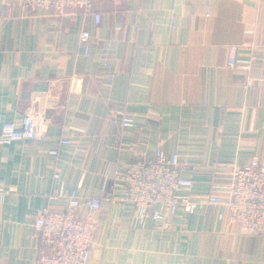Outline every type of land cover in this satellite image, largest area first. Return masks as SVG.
<instances>
[{
    "label": "crops",
    "instance_id": "crops-1",
    "mask_svg": "<svg viewBox=\"0 0 264 264\" xmlns=\"http://www.w3.org/2000/svg\"><path fill=\"white\" fill-rule=\"evenodd\" d=\"M92 4L88 14L28 13L0 0V127H20L28 112L46 119L41 139L0 146V264H35L34 220L66 209L71 191L100 200L88 264H264V226L249 235L225 206L203 204L227 198L214 186L233 168L256 157L264 169V0ZM226 47L249 72L223 67ZM158 146L191 169L179 195L200 205L141 221L119 200L120 176Z\"/></svg>",
    "mask_w": 264,
    "mask_h": 264
},
{
    "label": "built area",
    "instance_id": "built-area-1",
    "mask_svg": "<svg viewBox=\"0 0 264 264\" xmlns=\"http://www.w3.org/2000/svg\"><path fill=\"white\" fill-rule=\"evenodd\" d=\"M95 0H22L23 7L28 13L37 10H52L58 14L67 11H80L83 14L93 12ZM94 22L100 21L99 14H93ZM79 41L87 53L89 48V33L82 30ZM223 67L249 72L250 63H240L235 56L233 47L224 49ZM253 84L251 78L246 82L247 87ZM121 126L130 129L134 126L132 118L123 116ZM46 133V119L43 113L28 112L22 118L18 127L14 122H4L0 127V146L16 140L41 139ZM61 143H69L61 140ZM55 153V151H51ZM190 168L175 154H167L163 147L158 146L154 151L143 157H134L126 164L124 173L120 176L124 193L119 200L131 203L137 217L144 221H163L174 215L178 209L193 214L199 203L179 193L189 189L193 180L186 172ZM227 193V198L216 194L205 197V205H223L228 210L226 220L238 224L249 234L260 233L264 226V169L260 168L256 157L251 158L241 167L231 171L230 182L215 185ZM6 191L0 186V198ZM113 199V197H112ZM83 205L87 213L81 217L77 209ZM100 208V200H79L75 191L68 196V205L62 211L42 209L35 218L33 226L36 235L35 264H88L91 244L94 235L92 214ZM218 220H224L225 215L219 213Z\"/></svg>",
    "mask_w": 264,
    "mask_h": 264
}]
</instances>
